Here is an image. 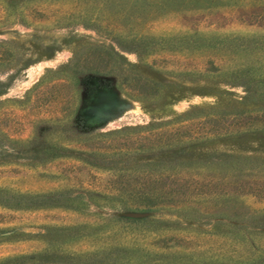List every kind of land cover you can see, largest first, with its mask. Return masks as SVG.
Instances as JSON below:
<instances>
[{
  "label": "rangeland",
  "instance_id": "1",
  "mask_svg": "<svg viewBox=\"0 0 264 264\" xmlns=\"http://www.w3.org/2000/svg\"><path fill=\"white\" fill-rule=\"evenodd\" d=\"M236 110L264 112V0H0V264H264V196L130 185L264 176V130L127 141Z\"/></svg>",
  "mask_w": 264,
  "mask_h": 264
},
{
  "label": "trees",
  "instance_id": "2",
  "mask_svg": "<svg viewBox=\"0 0 264 264\" xmlns=\"http://www.w3.org/2000/svg\"><path fill=\"white\" fill-rule=\"evenodd\" d=\"M186 117V118H185ZM248 130H264V112L250 111H211L198 117L187 114L173 126L148 130L146 134L129 137L127 141L138 148L172 145L176 142L207 141L230 136ZM121 174L116 175L114 183L122 182ZM135 175L134 182L130 185L139 192H149L147 198L154 203V197H168L176 202L180 198L198 196L222 197L234 191L240 194H253L258 197L264 196V176L241 173L229 177L226 175H204L198 172L191 176L173 174L172 181L168 183L163 174L156 172L147 179ZM210 177V178H209ZM169 179L170 177H165ZM117 185V184H116ZM147 186H150L147 190ZM153 195V196H152ZM171 197V198H169ZM167 201V200H166Z\"/></svg>",
  "mask_w": 264,
  "mask_h": 264
}]
</instances>
